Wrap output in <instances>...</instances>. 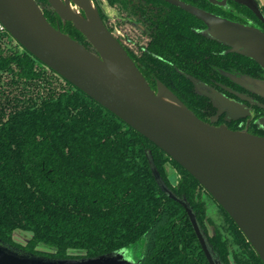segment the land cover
I'll return each mask as SVG.
<instances>
[{"label": "trees", "instance_id": "1", "mask_svg": "<svg viewBox=\"0 0 264 264\" xmlns=\"http://www.w3.org/2000/svg\"><path fill=\"white\" fill-rule=\"evenodd\" d=\"M35 1L55 28L95 52L73 24H63L52 9L47 11L51 8L48 0ZM106 2L135 23L145 14L142 0ZM189 3L264 31L261 21L244 5L232 1L228 9H222L208 0ZM183 15L178 11L167 20L161 16L167 24L161 36L167 47L164 52L158 51V37H154L151 53L129 55L146 78L159 77L184 102L189 99V107L198 113L194 105L211 107V103L196 94L193 81L179 71L211 83L223 78L221 71L232 68L263 70L252 59L224 53L223 43L198 33L207 25L190 13L188 45ZM101 17L114 34V27L102 13ZM146 17L152 20L155 15L147 13ZM157 56L164 59L158 76ZM251 133L264 136L257 128ZM151 161L166 187L192 209L222 264H231V252L234 264H264L232 218L189 172L30 55L7 32L0 36L1 244L53 260L126 251L136 264H210L188 211L159 186ZM169 163L180 175L176 186L168 180ZM201 193L218 205L224 218L220 227L212 225V236L205 228L208 220ZM17 232L30 234L25 245L15 242ZM223 232L233 241L225 239ZM234 247L238 250L233 252Z\"/></svg>", "mask_w": 264, "mask_h": 264}, {"label": "water", "instance_id": "2", "mask_svg": "<svg viewBox=\"0 0 264 264\" xmlns=\"http://www.w3.org/2000/svg\"><path fill=\"white\" fill-rule=\"evenodd\" d=\"M166 1L203 21L210 38L241 50L264 70L261 29L179 0ZM232 1L247 7L264 25V14L256 0ZM48 3L64 23L73 24L95 52L55 28L35 0H0V22L30 55L189 172L232 218L264 263V137L205 123L161 82L155 92L108 29L92 0H48ZM210 97L232 118L248 116V111L238 103L220 95ZM260 123L264 126V119ZM150 163L162 190L188 211L209 263L222 264L192 209L166 187L153 162ZM126 254L119 251L94 258L53 260L0 243V264H136Z\"/></svg>", "mask_w": 264, "mask_h": 264}, {"label": "flooded vegetation", "instance_id": "3", "mask_svg": "<svg viewBox=\"0 0 264 264\" xmlns=\"http://www.w3.org/2000/svg\"><path fill=\"white\" fill-rule=\"evenodd\" d=\"M142 1L145 3V6L143 7L145 14L141 17L142 21L140 23H135L128 16H125L124 18L125 22H129L137 25L138 33L135 34L136 36L133 37L131 31L127 33L125 39H123L124 37L116 36L114 34L117 37V39L120 41V43L123 45V47L125 48L128 54L131 53L134 56L144 57L145 53L150 52L151 41L154 37H158V43L160 45L158 51L164 52L167 47L163 46L162 44L163 41L161 36L164 34L163 26L164 28H166L167 24H165L166 22L162 21V17H164V19L167 20L169 15H173L178 11H180L181 13L184 12L185 15L183 16L185 19H187L186 28L188 32L185 38H186V42H188L189 45V12L166 0H142ZM179 1L183 2L186 5H192L191 3H189V0H179ZM208 1L213 5L222 9H228L231 5L230 2H232V0H227L225 3L224 0H214V1L208 0ZM221 3L224 4L221 5ZM153 4H157L158 7L153 6ZM147 13L150 15L154 13L155 18L151 20L150 18L146 17ZM207 31H208V27L205 30L198 31V33L201 32L207 35L206 34ZM225 47L226 50L224 51V53L226 54L234 53L242 57L249 58L246 55L242 54V51L239 49H234L227 45H225ZM170 52H172V50H170ZM156 54L159 55L158 52ZM157 57L159 59V62H157L156 64V69L158 71L157 76H158L160 74V71L164 69V66L161 62L163 57L162 56H157ZM144 70L146 71V69ZM179 73L185 75L187 78L193 81L195 93L209 99L211 103V107L208 106L203 107L198 104L194 105V107L197 109L199 113L198 114L189 107V99H186V101L184 102L174 91H172L169 87H167V85L163 83L159 79V77L148 79L144 75L143 76L146 78L147 82L155 92L157 91L158 82L163 83L191 111H193L199 119H201L205 123L211 124L213 126H226L228 129L232 131L248 132L250 134H252L251 133L252 130H255V128H257L262 133H264V126L260 123V120L264 119V115H260V114H264V70L256 73L254 72V70L253 71L246 70L245 68L244 69L232 68L230 71L227 72L221 71L223 78L220 80L212 81L211 83H206L201 80H195L190 75L185 74L184 72L181 71H179ZM213 94L220 95L230 101L238 103L248 111V116L240 117L237 119L232 118L227 111L222 109L217 104V102L210 97V95ZM260 137H264V136H260Z\"/></svg>", "mask_w": 264, "mask_h": 264}, {"label": "rangeland", "instance_id": "4", "mask_svg": "<svg viewBox=\"0 0 264 264\" xmlns=\"http://www.w3.org/2000/svg\"><path fill=\"white\" fill-rule=\"evenodd\" d=\"M92 2L94 5L99 7L101 13L107 19L108 24L114 27V34L116 36L124 37L123 39H125L129 31L132 32L133 37L136 36L135 34L138 33L137 25L133 23L125 22L124 20L125 17L116 9L110 7L108 3L106 2V0H92ZM46 9L47 11L51 10V8H48V7ZM55 21H56L57 26H60V23H59L60 21L58 20H55ZM63 24L65 23L63 22ZM167 165H168L167 169L169 173L168 180L172 186H176L179 184L180 175L171 163ZM200 198L206 207V215H207L208 221L205 222V228H206L207 233L210 236H212L214 234V229L212 225L220 227L224 221V218H223L221 211L219 210L218 205L208 195L201 193ZM222 234L225 239H228L230 242L233 241L232 240L233 238L230 237V235L227 234L226 232L225 233L223 232ZM30 237H31L30 234H27L24 232H17L14 235V240L16 243L20 245H25ZM234 250L237 251L238 248H235V247L234 249L232 248L233 252ZM229 259H230L231 264H234L232 252L229 256Z\"/></svg>", "mask_w": 264, "mask_h": 264}, {"label": "built area", "instance_id": "5", "mask_svg": "<svg viewBox=\"0 0 264 264\" xmlns=\"http://www.w3.org/2000/svg\"><path fill=\"white\" fill-rule=\"evenodd\" d=\"M6 32L5 27L2 25V23L0 22V36Z\"/></svg>", "mask_w": 264, "mask_h": 264}, {"label": "crops", "instance_id": "6", "mask_svg": "<svg viewBox=\"0 0 264 264\" xmlns=\"http://www.w3.org/2000/svg\"><path fill=\"white\" fill-rule=\"evenodd\" d=\"M261 7H264V0H256Z\"/></svg>", "mask_w": 264, "mask_h": 264}]
</instances>
